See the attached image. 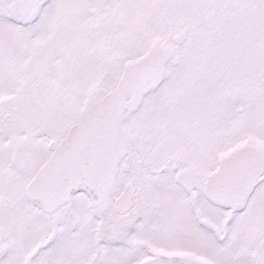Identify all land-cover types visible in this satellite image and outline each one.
I'll return each instance as SVG.
<instances>
[{"label": "snow or ice", "instance_id": "6c2138e0", "mask_svg": "<svg viewBox=\"0 0 264 264\" xmlns=\"http://www.w3.org/2000/svg\"><path fill=\"white\" fill-rule=\"evenodd\" d=\"M0 264H264V0H0Z\"/></svg>", "mask_w": 264, "mask_h": 264}]
</instances>
